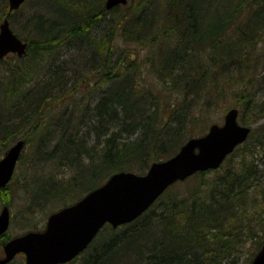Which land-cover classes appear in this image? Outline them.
<instances>
[{"label":"trees","instance_id":"trees-1","mask_svg":"<svg viewBox=\"0 0 264 264\" xmlns=\"http://www.w3.org/2000/svg\"><path fill=\"white\" fill-rule=\"evenodd\" d=\"M1 9L0 24L6 0ZM8 19L27 46L0 61V157L19 139L32 150L23 224L111 174H144L203 135L212 109L264 120V0H128L112 10L104 0H26ZM106 74L125 80L99 89ZM45 164L73 175L42 173ZM263 244L264 124L220 168L173 184L134 222L102 227L80 264H248Z\"/></svg>","mask_w":264,"mask_h":264},{"label":"water","instance_id":"water-1","mask_svg":"<svg viewBox=\"0 0 264 264\" xmlns=\"http://www.w3.org/2000/svg\"><path fill=\"white\" fill-rule=\"evenodd\" d=\"M25 0H8L9 12L18 10ZM127 0H107V8L126 5ZM26 43L10 29L5 17L0 25V60L13 53L26 54ZM239 111L227 110L222 124H212L205 135L188 139L177 153L165 161L152 163L144 175L117 172L103 185L78 202L48 217L43 232H27L3 245L0 264H8L25 254L24 264L66 263L80 254L106 223L118 227L141 216L167 188L190 176L220 168L232 151L248 138L251 128L237 121ZM25 142L19 139L0 159V187L11 179ZM9 209L0 213V236L9 225ZM248 264H264V244Z\"/></svg>","mask_w":264,"mask_h":264},{"label":"rangeland","instance_id":"rangeland-1","mask_svg":"<svg viewBox=\"0 0 264 264\" xmlns=\"http://www.w3.org/2000/svg\"><path fill=\"white\" fill-rule=\"evenodd\" d=\"M4 0H0V14L3 12V10L1 9V6L3 5ZM7 3V8H8V0H6ZM7 13L5 14L4 18L7 17V19L9 18L10 13L9 12V8L7 9ZM3 18V19H4ZM17 21H15V25L16 28H20L21 23L24 21V19L22 18H18L16 19ZM14 23V22H13ZM14 25V26H15ZM13 30V29H12ZM264 44V43H263ZM263 47V45H261V48ZM264 48V47H263ZM264 54V52H263ZM143 55H145L144 50L140 49V57H142ZM262 59H264V56L262 57ZM261 64V68L262 66H264V62H260ZM259 100H261V105L263 107L264 104V99H262V95H258L257 97ZM228 100H230V98H227ZM231 99L227 104L230 105L234 102V100ZM226 105H222L219 108H215L212 109L209 119L210 121L217 123V124H222V120L224 117V114L226 113L225 110ZM242 112H244V117L245 119H248L249 122H252L248 124V126H250L252 129L261 126L264 124V120H260V121H250L252 117L250 114L249 110H242ZM239 121V118H238ZM241 123V121H239ZM246 125V124H244ZM251 129V130H252ZM23 154L21 155L22 159L19 160L18 162V166L16 167L14 173H13V177L11 179V182L9 184V188H7L6 190H2L0 191V209L3 205H8L9 209L11 210V224L10 227L8 229V233L6 234V236L1 237L0 239V256H2L3 254H1V248H2V242H4L5 240L11 239L13 236H17V235H22L24 232H26V229H24L25 225H34L35 223H37V229H42L43 226L45 225V220L48 216V214L50 213L49 211H52L54 209H56L57 207L49 205V209L45 210V212L42 210L40 211L39 208H35L33 211V214L31 213L32 218L31 219H26L25 224L24 220H22V216L24 214V208H26L28 206V197L27 195H25L26 192V188H23L21 185L25 182V179L27 181L28 176L29 175V171L28 168L30 167V160L32 161V157H33V153L32 150L30 148V146H26L22 152ZM31 168V167H30ZM29 168V169H30ZM41 170L44 172H51L52 174H54L58 179H65V181L70 178L73 173H71V170L66 171V167L65 169L63 167H57V165H53V169L50 170L51 168V164L48 167V164L43 165L42 167H40ZM62 171V172H61ZM66 171V173L64 172ZM39 173V172H38ZM138 173V172H135ZM35 175V174H34ZM36 179V177H35ZM36 182V180H35ZM22 187V188H21ZM69 202V201H68ZM27 222H30L28 224H26ZM84 256V255H83ZM83 256L78 257L75 261H72L70 264H80L81 260L83 258ZM24 264V259H23V255H19L17 256L12 264Z\"/></svg>","mask_w":264,"mask_h":264},{"label":"bare ground","instance_id":"bare-ground-1","mask_svg":"<svg viewBox=\"0 0 264 264\" xmlns=\"http://www.w3.org/2000/svg\"><path fill=\"white\" fill-rule=\"evenodd\" d=\"M106 1L107 0H104V4H105V9L106 10H112V9H114V7H116V6H125V5H122V4H120V5H116V6H114L113 8H110V9H108L107 8V4H106ZM128 3V0H127V2H126V4ZM165 48H164V50H167V46L164 44L163 45ZM77 69L79 70H76V69H73L72 68V71L71 72H69V74H68V77H67V79L69 78V77H73V76H75V75H78V74H80L81 72V66H78L77 67ZM87 77H88V75H87ZM125 78V77H124ZM130 78V77H129ZM90 80H92V78H89ZM122 80V81H124L125 79H123V78H121V77H119V76H115L114 74H106V76H98V78L96 79V83H98V87H99V89H104V88H106L107 87V85L109 86L110 84H112V83H114L115 84V81L117 80ZM94 80V79H93ZM117 85V84H116ZM99 89L98 88H96V89H90L89 90V94H91V96L94 98V101H96V98H97V93L99 92ZM145 95L148 97V98H151V96L149 95V93H145ZM143 96V95H142ZM60 104H56V107H58ZM64 116V118L66 117V115H63ZM60 117H62V116H60ZM63 118V117H62ZM47 121L50 123L51 122V119H47ZM41 132L39 133V135H42V133H43V136H44V138L46 139L47 138V136H48V134H47V132H45V130H40ZM21 140H23V139H21ZM24 141V140H23ZM49 146H46V148L44 149V151L46 152V155L47 154H49V152L51 151V149H52V147L55 145V143H53V144H48ZM86 169H88V168H90L91 166H92V164H91V161H88L87 160V162L85 163V165H83ZM86 169H84V170H86Z\"/></svg>","mask_w":264,"mask_h":264}]
</instances>
